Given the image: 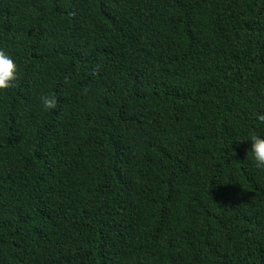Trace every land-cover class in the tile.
Listing matches in <instances>:
<instances>
[{
    "label": "trees",
    "instance_id": "1",
    "mask_svg": "<svg viewBox=\"0 0 264 264\" xmlns=\"http://www.w3.org/2000/svg\"><path fill=\"white\" fill-rule=\"evenodd\" d=\"M0 49V264H264V0H0Z\"/></svg>",
    "mask_w": 264,
    "mask_h": 264
},
{
    "label": "clouds",
    "instance_id": "2",
    "mask_svg": "<svg viewBox=\"0 0 264 264\" xmlns=\"http://www.w3.org/2000/svg\"><path fill=\"white\" fill-rule=\"evenodd\" d=\"M18 77V64L8 52L0 49V91L13 88L18 81ZM39 102L45 111L53 110L57 106L56 97L50 94H41ZM256 119L264 121V113H258ZM241 140L250 142V147L246 149V154L258 171H264V135L250 132Z\"/></svg>",
    "mask_w": 264,
    "mask_h": 264
}]
</instances>
